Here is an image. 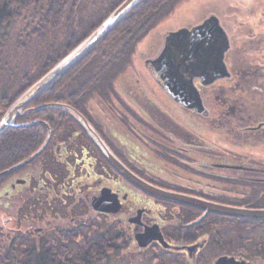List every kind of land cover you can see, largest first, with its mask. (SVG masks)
Here are the masks:
<instances>
[{"label":"flooded vegetation","instance_id":"af4514ba","mask_svg":"<svg viewBox=\"0 0 264 264\" xmlns=\"http://www.w3.org/2000/svg\"><path fill=\"white\" fill-rule=\"evenodd\" d=\"M232 7L204 9L200 18L166 31L190 29L215 14L226 32L229 75L209 84L194 80L205 113L170 95L164 66L145 63L158 57L166 33L147 46L146 70L121 71L106 99L56 102L75 103L118 159L147 182L264 209V78L257 85L254 74L264 75V64L255 61L264 31H237L228 20L240 7ZM241 73H250L243 85ZM37 119L50 127L44 149L0 177V212L8 213L0 215V233L37 243L54 264H105L119 254L126 264H264V216L152 195L111 164L79 120L54 126ZM222 139L233 144L221 149ZM13 219L15 226L6 225Z\"/></svg>","mask_w":264,"mask_h":264},{"label":"trees","instance_id":"16d2710c","mask_svg":"<svg viewBox=\"0 0 264 264\" xmlns=\"http://www.w3.org/2000/svg\"><path fill=\"white\" fill-rule=\"evenodd\" d=\"M122 1L0 0V117L28 86L92 32ZM180 1L138 0L89 51L38 93L28 105L32 107L22 110L16 121L45 118L54 126L71 119L78 123L76 114L56 101L76 99L85 105L96 95L106 99L117 75L131 62L138 43ZM12 43L16 48L11 49ZM39 46L43 48L38 49ZM17 51L23 54L18 55ZM240 76L238 81L242 84L250 73ZM256 76L259 85L261 74ZM43 103H46L43 107L33 109ZM70 106L76 109L75 103ZM46 134L47 127L40 122L8 127L0 135V171L35 152ZM0 250V264H54L37 243L25 241L23 237L11 238L7 233H0Z\"/></svg>","mask_w":264,"mask_h":264},{"label":"water","instance_id":"95a60500","mask_svg":"<svg viewBox=\"0 0 264 264\" xmlns=\"http://www.w3.org/2000/svg\"><path fill=\"white\" fill-rule=\"evenodd\" d=\"M137 1L138 0H123L120 2L92 32L28 86L6 108L0 117V135L8 127L28 126L38 122L47 126L48 133L44 142L35 152L11 167L0 171V177L28 163L36 157L44 149L50 134V127L44 120L34 119L27 122H15L21 110L57 76L89 51ZM204 44L205 47H203ZM228 45L226 32L220 25L218 17L215 14H211L203 22L190 29L181 27L177 30L167 32L165 34L164 45L158 57L154 59L153 62L148 60L145 63H150L152 66L153 64L154 66H164L167 72L166 74H168V82L166 83L165 89L170 95L184 106L205 113L206 111L197 87L194 85V80L199 78L202 83L209 84L216 79L229 75L228 69L224 63V53ZM211 46L216 47L214 50L210 51ZM44 105L45 104L35 106L33 109H39ZM67 107L76 114L82 126L97 142L99 148L111 164L121 174L146 192L160 198L196 205L206 210L256 217L264 216V209L226 206L193 195L165 189L147 182L118 159L82 113L70 105H67Z\"/></svg>","mask_w":264,"mask_h":264},{"label":"rangeland","instance_id":"374dc122","mask_svg":"<svg viewBox=\"0 0 264 264\" xmlns=\"http://www.w3.org/2000/svg\"><path fill=\"white\" fill-rule=\"evenodd\" d=\"M232 5H237L240 7V11L238 10L236 15L232 16L228 20L230 24L234 26L237 25V29H238L237 31H244V33H246L247 29H252L253 33L259 32L261 30L264 31V23L262 22L257 23L258 18H264V0H181L179 3L175 5L171 13L168 16L162 18L149 31V33L138 43L135 52H133V54L131 55V62L127 66V69L130 70L132 69V67H134V70L136 68L139 71L146 70L144 59L147 54V46L155 38H160L161 36H163L167 30L178 27L188 21H192V19L200 18L204 9L214 10L215 12L220 13L219 11L222 9L225 12V10L232 8L229 10L231 12H234ZM20 22L18 24L21 25L22 23ZM18 24L17 26L14 27V30H16V28L18 27ZM260 38L262 40L261 51H264V36ZM21 43H24V40H22ZM239 43H241V41ZM33 46H37V45L35 44ZM12 48L13 49L16 48L14 43H12L11 49ZM41 48L43 47L42 46L38 47V49H41ZM17 52H19L18 55L23 54L22 51H17ZM255 61L260 62L261 64H264V52L262 56H259ZM258 73L259 72H257V74ZM254 74L257 75L256 73ZM260 74L261 73H259V75ZM121 77L122 76H120L119 80H121ZM261 78L262 79L264 78L263 74H261ZM148 80L150 79H147L145 81L148 83ZM90 102L91 101H89V103ZM213 128L216 129V127H213ZM218 143L221 145V149H226L228 145L233 144V142L229 140L226 141L224 139L219 140ZM179 181H182V180H179ZM203 181L205 182V180ZM238 188H242V187L238 186ZM6 213L2 214V212H0V215L3 216V218H6L8 216L7 215L8 213L7 214ZM6 225L15 226V220L13 219V222H9ZM108 258L109 259H107L105 264H126L122 260V257L120 256V254L111 255V256H108Z\"/></svg>","mask_w":264,"mask_h":264}]
</instances>
